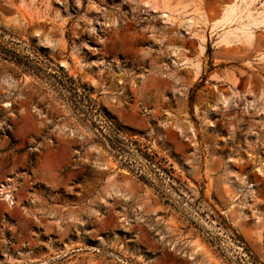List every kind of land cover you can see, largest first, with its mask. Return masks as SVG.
I'll list each match as a JSON object with an SVG mask.
<instances>
[{
  "label": "rangeland",
  "instance_id": "374dc122",
  "mask_svg": "<svg viewBox=\"0 0 264 264\" xmlns=\"http://www.w3.org/2000/svg\"><path fill=\"white\" fill-rule=\"evenodd\" d=\"M167 7L0 0V264H264V0Z\"/></svg>",
  "mask_w": 264,
  "mask_h": 264
},
{
  "label": "bare ground",
  "instance_id": "6f19581e",
  "mask_svg": "<svg viewBox=\"0 0 264 264\" xmlns=\"http://www.w3.org/2000/svg\"><path fill=\"white\" fill-rule=\"evenodd\" d=\"M161 1H162V5L164 6V8L167 11H169L167 6L169 5L170 0H161ZM175 11L173 13H176ZM238 13H237V8H236V2H234V3H232V5L229 8L228 7L226 8V10L224 11V13L221 15V19L219 21H217L216 23L213 24V31L212 32H215L214 30L218 29L220 27L219 25L226 26L228 24H231V23L237 21L239 19ZM196 15H197V17H198V19L200 21H204V17L201 14H196ZM251 24H252V22H251ZM254 24H256V23L254 22ZM249 25H250V22H248L247 25H245V26L244 25H241V27H239V28L236 29V31L241 32L242 37H244L246 39V41H248V42L251 41V38L252 37L247 36L248 34L244 33V30H246V27H248ZM201 39L200 40L202 41V44H201L202 45L201 46L202 47L201 48V51H202L203 50V44L206 41V37H205L204 34L202 35ZM234 40H235L234 34H230L229 32H225V33H223L220 36V39L217 42V45L218 46H226V47H228V46H231L232 45V43L234 42ZM183 65L187 66L188 68H191L192 67L193 69L196 70V73H198V71H199V67L198 66L192 65L190 63H187L186 61L183 62ZM61 68L64 69V70H67V66L64 63L61 64ZM220 100H221L222 104L225 107L228 106V98H226L225 96L221 95V99ZM8 106H10V104H7V107ZM101 169L106 170L108 168L102 167ZM258 169H259V173L264 176V163H261L260 164V168H258ZM3 189H5V187H3ZM6 193H9V192H6ZM11 199H12V196L11 195H6L5 196V200H11ZM235 199H236V196H233L231 198L232 203L234 202ZM230 208H232V205L230 206ZM203 250H204V248L201 245L197 244L195 246V252L196 251H203Z\"/></svg>",
  "mask_w": 264,
  "mask_h": 264
},
{
  "label": "crops",
  "instance_id": "0c3cea01",
  "mask_svg": "<svg viewBox=\"0 0 264 264\" xmlns=\"http://www.w3.org/2000/svg\"><path fill=\"white\" fill-rule=\"evenodd\" d=\"M6 85H8V84H6ZM1 86H2V84H1ZM6 87L11 88V86H10V87H9V86H6ZM3 91L5 92L4 89H3ZM15 95L17 96V98H18L19 96H21V95L19 94V92H16ZM17 98H16V99H17Z\"/></svg>",
  "mask_w": 264,
  "mask_h": 264
}]
</instances>
